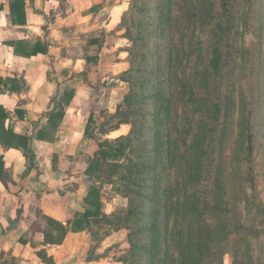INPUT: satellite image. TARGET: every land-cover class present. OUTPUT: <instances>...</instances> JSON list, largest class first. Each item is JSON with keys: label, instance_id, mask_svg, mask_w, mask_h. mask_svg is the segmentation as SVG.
<instances>
[{"label": "trees", "instance_id": "obj_1", "mask_svg": "<svg viewBox=\"0 0 264 264\" xmlns=\"http://www.w3.org/2000/svg\"><path fill=\"white\" fill-rule=\"evenodd\" d=\"M201 1L199 42L186 36L180 49L172 38L173 0L155 1L156 23L148 40H144L142 25L145 6L137 14L141 15L138 27L131 21L125 23V14L119 26L129 45L128 63L137 74L124 79L129 90L110 116L117 122L109 128L127 124L130 130L115 141L98 143L90 171L100 186H111L126 205L105 216L98 211V203H91L83 216L68 224L74 232L100 222L113 230H126L130 262L136 258L138 264H223L226 251L231 250L234 264H262L250 254L255 249L252 241L261 230L243 220L239 206L249 208L264 223V210L252 203L258 179V122L264 111V66L256 78L260 81L257 91L262 90L250 93L249 101L243 100L237 115L234 113L236 84L241 80L236 68L242 55V24L250 22L256 3ZM15 3L22 5L21 0ZM259 7L264 8V2ZM145 48L146 56L142 54ZM38 53H44L39 43L27 56ZM258 56V60L264 59V53ZM147 58L152 62H146ZM186 67L187 77L175 99V85L183 79L176 72ZM136 77L142 78L138 85L133 82ZM1 110L2 141L6 115ZM17 140L18 148H27L26 137ZM225 154L231 167L228 175L220 167ZM95 188L89 200L99 197ZM48 221L58 231L48 241L60 244L65 229Z\"/></svg>", "mask_w": 264, "mask_h": 264}, {"label": "crops", "instance_id": "obj_2", "mask_svg": "<svg viewBox=\"0 0 264 264\" xmlns=\"http://www.w3.org/2000/svg\"><path fill=\"white\" fill-rule=\"evenodd\" d=\"M15 1L0 0V108L6 115L0 139V264H97L112 245L108 240L123 229H112L98 244L90 234L94 225L74 232L68 222L91 203L99 204L101 215L116 212L90 166L99 142L130 130L127 124L109 128L121 101L107 83L121 81L102 64L124 6L121 0ZM38 43L44 53L27 56ZM17 137L28 139L26 149L17 147ZM95 187L99 197L89 200ZM48 220L65 229L60 244L48 241L58 233Z\"/></svg>", "mask_w": 264, "mask_h": 264}, {"label": "rangeland", "instance_id": "obj_3", "mask_svg": "<svg viewBox=\"0 0 264 264\" xmlns=\"http://www.w3.org/2000/svg\"><path fill=\"white\" fill-rule=\"evenodd\" d=\"M155 1L156 0H121L122 6L124 9V21L128 23L131 21V24L138 27V22L141 21V15L138 17L137 14L141 8L145 6L147 9L146 16L143 17L142 25L145 28L146 35L144 40H148L151 38V33L154 31V26L156 21L153 18V14L155 11ZM174 6L172 7V20H173V31H172V38L173 44L175 45L176 49L182 48V44L187 36L188 40L195 39L199 34L202 35V28L201 25L202 18L200 17L203 13V5L201 0H173ZM256 3L252 12H250V22L246 25L243 23L242 27L245 30V33L241 36L239 41V49L242 51V55H240L241 59L238 60V66L236 68L237 74H240L241 80L236 84V94L235 103H234V110L235 114L239 111L242 101L245 102L249 101L248 95L250 93H257L262 89L256 88L257 83L259 84L260 81L256 79L259 75L260 70L264 66V59L258 60V54L264 53V36L262 33L264 31V8L259 7L260 3L264 2V0H254ZM257 6V7H256ZM196 15V17L194 16ZM126 17V18H125ZM131 18V20H129ZM154 34V33H152ZM124 30L118 29L109 35L108 44L106 46V52L104 53L105 56L102 58V64L104 68L108 69L107 66L110 68L111 73H116L120 77H123V81H121V85L119 80L113 83L111 86L113 88V92L117 95V100L120 102L123 100L125 94H127L129 90V85L124 79H129L130 75L137 74L134 69H132L128 63V41L125 39ZM205 35V34H203ZM203 39V37H202ZM192 42L197 43L199 39L193 40ZM149 52L147 48L142 50V54L146 56ZM177 56V58H181ZM146 62L151 63V58H147ZM131 68V69H130ZM242 69V71H241ZM109 70V69H108ZM188 69L187 67L184 70H177L176 74H181L182 82H178L175 85V90L177 94L174 95L176 99L179 96V93L182 90V86L184 85V81L187 77ZM124 74V75H123ZM142 78H134L133 82L138 85V82H142ZM97 80L95 79V82ZM139 83V85H140ZM147 89V86L145 87ZM119 89V90H118ZM110 91V92H112ZM117 103V102H116ZM118 104V103H117ZM230 111L229 113H231ZM260 118L258 122L259 130L258 131V146L256 150V168H257V175L258 179L256 181V189L255 194H253V206L254 208L264 210V111L262 110L260 113ZM174 117V115H173ZM172 117V119H174ZM117 120H111L110 124H116ZM173 124L174 121L172 120ZM171 134L174 138L176 136V131L174 127L171 128ZM227 155L225 154L220 162L221 170L224 172L225 175L230 174L231 167L226 162ZM105 190L103 198L106 201L114 200L113 209L116 212L122 210L124 207L121 206L122 199L119 196H112V189L111 186L105 185ZM253 192V191H252ZM248 194H251L250 192ZM244 205L240 204V214L244 221L250 223L253 228H259L261 233L258 238L252 241V245L255 248L250 254L253 257H258L260 262L264 264V223L260 224L259 217L253 216L252 211L249 208L244 207ZM242 208V209H241ZM99 226L94 224L93 231L90 233L94 237H96V241L98 240V244L102 242L100 238L105 235L106 233H110L112 230L111 226L104 228L106 224L104 222H100ZM104 228V229H103ZM112 235V234H111ZM117 236V237H116ZM110 240V241H109ZM107 243H112L110 247L105 248L103 254V260L99 261L97 264H138L139 260L134 259L130 262L128 254H129V244H128V237L127 231L123 230L120 232H116L115 237L110 238ZM93 242L92 244H94ZM104 246H107L105 244ZM93 248H97L96 244ZM98 250V249H97ZM261 250V252H260ZM128 253V254H127ZM134 257L137 253H133ZM144 262H147L148 257L144 256ZM223 264H234V258L232 255L231 250L226 251ZM255 264H258L255 261Z\"/></svg>", "mask_w": 264, "mask_h": 264}, {"label": "water", "instance_id": "obj_4", "mask_svg": "<svg viewBox=\"0 0 264 264\" xmlns=\"http://www.w3.org/2000/svg\"><path fill=\"white\" fill-rule=\"evenodd\" d=\"M116 81H118V77H115V78L111 79V80H110V83H107V86H109L111 83H114V82H116ZM93 252H94V251H92L91 254H90V257H89V260H90V261H93V260L95 259V258H94V259L92 258Z\"/></svg>", "mask_w": 264, "mask_h": 264}]
</instances>
